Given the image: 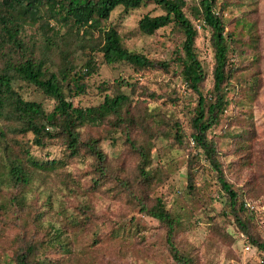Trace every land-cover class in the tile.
I'll list each match as a JSON object with an SVG mask.
<instances>
[{"label": "trees", "instance_id": "1", "mask_svg": "<svg viewBox=\"0 0 264 264\" xmlns=\"http://www.w3.org/2000/svg\"><path fill=\"white\" fill-rule=\"evenodd\" d=\"M231 3L0 0V264H122L121 256L132 248L155 256L150 236L139 230L143 216L158 223L166 264H200L199 255L186 250L179 239L186 225L185 206L176 198L181 194L170 179L180 162L174 156H164L158 148L156 140L163 131L172 138V146L186 149L192 140L198 150L196 154L189 151L185 191L198 203L200 194L212 187V195L217 192L226 197L220 212L208 210L207 203L202 207L209 234L233 243L231 231L217 220L228 219L264 254V239L254 229L246 208L247 199L263 190L260 182L254 192L255 181L261 177L231 169L234 163H247L252 145L249 140L255 134L252 111L232 110L225 127L215 131L226 112L239 105L237 97L255 98L260 85L255 73L240 80L232 66L231 54L241 41V32L237 36L225 22L224 11ZM147 4H155L162 12L145 14L139 20L142 33L152 35L171 25L182 37L175 66L185 88L195 94V104L187 113L189 133L181 118L157 108L136 106L137 79L133 78L151 70L170 73L172 65L131 50L110 23V16L118 6L128 11ZM236 23L254 28L242 18ZM29 26L39 28L40 39H30ZM200 26L210 30L215 58L213 85L208 90L204 89L207 69L197 52ZM249 44L257 46L254 39ZM102 65L129 66L133 73L98 79ZM95 85L102 99L98 104L84 105L80 97L90 94ZM230 90L235 91L232 97ZM37 95L42 99L35 98ZM139 95L155 98V92L147 88ZM117 133L123 140L124 156H111L102 147L105 139L115 142ZM52 147L61 148V157L52 158L48 153ZM35 150L44 152L43 156ZM229 153L237 155L233 162L225 159ZM201 157L212 168L213 182L204 178L198 185L200 174L193 166ZM79 161L88 165L84 181L68 170ZM61 171L66 172L68 195H76L77 188L84 194L73 199L77 203L74 209L69 210L63 198L51 212L52 194L40 199L31 192L39 189L41 176ZM160 172L163 179L158 182ZM167 185L169 189L163 190ZM96 196L101 198H92ZM103 197L118 200L122 208L98 214L96 208ZM193 223L195 226L197 221ZM60 254L64 258L55 263L51 257Z\"/></svg>", "mask_w": 264, "mask_h": 264}, {"label": "rangeland", "instance_id": "2", "mask_svg": "<svg viewBox=\"0 0 264 264\" xmlns=\"http://www.w3.org/2000/svg\"><path fill=\"white\" fill-rule=\"evenodd\" d=\"M187 1L189 5L197 2V0ZM222 1L219 0V3ZM227 2H232L224 11V19L228 23V29L237 32V36L241 32V41L235 44L236 50L231 54L232 66L235 68L237 78L244 80L255 73L256 76L260 77V85L256 97H250L251 100L240 93L241 95L237 97L239 105L235 104L226 112L222 123L215 131L218 132L225 127L229 114L233 113L232 110L238 113L252 111L255 134L249 140V143L252 145L245 160L247 163H243L242 165L231 163L233 164L231 169L240 171L241 175L253 172L259 174L261 177V179L255 181L256 190L254 192H257L260 182L263 190L260 194L252 195L250 199H247L250 206L246 208L252 218L254 229L264 239V0H227ZM161 12L162 10L155 4L143 5L140 8L128 11L123 6H118L112 11L110 23L118 28L124 43L131 50L142 52L153 59L167 60L172 65L170 73L162 70H151L146 75L139 74L138 78H133L137 79L136 106L140 109L147 107L157 108L181 118L189 133L190 128L187 113H189L191 106L195 104V94L185 88V84L179 75V69L175 66L177 50L181 48V34L170 25L160 28L152 35H146L139 30L138 26L139 20L145 14L156 15ZM241 18L244 21L251 22L254 28L239 27L236 20ZM198 29L200 30V35L197 40V52L207 69V80L204 84V89L208 90L213 85L214 51L210 41V30L201 26ZM27 33L31 40L41 38V31L37 26H29ZM252 39H254L256 47H252L249 44ZM243 50L245 53L242 54ZM132 73L133 68L129 66L112 67L102 65L98 79H112L119 75L129 77L132 76ZM233 80L237 81L236 77ZM97 82L98 80L96 79L95 84ZM144 88H147L149 92H155V98L139 95ZM96 92L97 88L95 85L94 90L90 94L80 97L81 103L84 105L98 104L102 96L96 94ZM234 92V90H230L228 93L229 97H232ZM35 98L41 100L42 96L37 95ZM47 107H50V105L47 104ZM171 142L172 138L165 131L162 132V137L156 140V144L161 149V152L164 153V156H174L180 162V167L171 177L170 183L174 184V189L177 190V193L181 194L180 197H176L179 203L185 206L182 213L186 225L185 230L179 236L184 248L198 254L200 264H261L264 254L253 246L247 234L242 235L243 233L238 230V227L232 226L234 223H230L228 219L218 218L217 220L225 229L231 231L235 238L233 243L220 240L209 234V225L205 216V210L202 207L207 203L208 210L213 209L214 213L220 212L225 207L226 197L217 192L212 195L211 189L213 187L200 194L199 203L195 197H191L185 191L187 159L189 158V151L192 154H196L198 150L195 148L192 140L189 141V147L186 149L174 147L170 144ZM102 147L111 156L125 155L120 133L116 134L115 142L105 139L102 142ZM35 153L43 156L44 152L35 150ZM48 153L51 154L52 158L61 157L62 150L60 147H52L49 148ZM236 158V153H229L225 157L227 162H233ZM238 165L242 167L238 169ZM202 166L206 167V171H202ZM193 167V171L196 174H200L196 179L198 185L203 183L204 178L213 182L211 180L213 178L212 168H210L209 162L205 158L201 157L200 162L195 163ZM86 168H88L87 163L79 161L74 163L68 170L72 171L73 176L81 179ZM197 170L199 173H197ZM65 173L61 171L41 176L39 189L31 192V194L39 196L40 199H44L45 194H52L54 209L51 212L56 211L59 206V200L63 198L67 199L66 203L69 210L74 209L77 203L73 199L76 197L82 198L84 194L83 189L77 188L75 191L77 192L76 195L74 193L71 196L68 195L69 191H66L64 188V184L68 183ZM162 179L163 174L160 172L158 182H161ZM84 180L85 178L82 179V181ZM162 188L163 190H168L169 186L167 185ZM92 198L99 199L101 197L96 196ZM101 200L100 204L98 202L96 208L98 214L108 212L109 209L120 210L122 208L120 202L112 197H103ZM193 221H197L195 226H193ZM139 227L141 233L146 236L149 235V240L154 243L153 250L155 256L149 255L144 249L138 250L132 248L125 257L121 256L120 260L122 264H126V262H134L136 264H166V261L162 257L161 230L158 228L157 221L148 216H143V218L139 219ZM134 229L135 226H133ZM248 245L250 248L247 249ZM51 258L55 263H59L64 256L61 254L53 255Z\"/></svg>", "mask_w": 264, "mask_h": 264}, {"label": "built area", "instance_id": "3", "mask_svg": "<svg viewBox=\"0 0 264 264\" xmlns=\"http://www.w3.org/2000/svg\"><path fill=\"white\" fill-rule=\"evenodd\" d=\"M193 143H194V142H193ZM247 205L250 206V203H248ZM248 248H250L249 245L247 246V249H248ZM263 263H264V260L262 259L261 264H263Z\"/></svg>", "mask_w": 264, "mask_h": 264}]
</instances>
